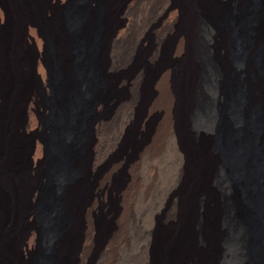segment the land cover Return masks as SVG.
<instances>
[{
  "label": "bare ground",
  "instance_id": "1",
  "mask_svg": "<svg viewBox=\"0 0 264 264\" xmlns=\"http://www.w3.org/2000/svg\"><path fill=\"white\" fill-rule=\"evenodd\" d=\"M75 1L0 0V264H39L42 248L41 264H260L241 201L264 161V0L247 28L251 0H86L72 27L56 9ZM239 74L246 96L222 113ZM41 88L57 117L52 159ZM256 105L259 149L241 134Z\"/></svg>",
  "mask_w": 264,
  "mask_h": 264
},
{
  "label": "rangeland",
  "instance_id": "2",
  "mask_svg": "<svg viewBox=\"0 0 264 264\" xmlns=\"http://www.w3.org/2000/svg\"><path fill=\"white\" fill-rule=\"evenodd\" d=\"M38 2L42 1V0H36ZM86 2V0H76L73 6H61V8H57L56 11H58L60 14L64 15L65 18H67V20L70 22L71 21V25L72 27L75 26V22H73L72 20L74 19V8L76 7H80L82 6L84 3ZM226 3V5L228 4V2L224 1ZM256 3L257 0H251V7H250V11H249V18L245 23V26L247 28L251 18H252V14L253 11L256 7ZM82 4V5H81ZM32 16L35 17V19L41 24V26L47 30L48 25H47V21H46V17L45 15L38 11L35 10L32 12ZM247 36H246V41L245 44H247L248 41V36H249V28L247 29ZM76 37L74 36V39ZM230 44L232 46V54H231V59L233 60L237 54L236 50H235V38L234 35H230ZM79 53H75L74 57L75 59L79 58ZM46 58L50 67V72L51 75L54 79V81L58 80V71H57V67L55 65V62L53 60V55H52V51L49 49V51L46 54ZM252 72L250 73V77H254L257 75V72L260 68V55L257 52L252 59ZM243 74H239L238 76H234L232 78H230L229 81H227V90H226V95H228V98L222 102L223 105L226 103V106L223 108H218L219 111L222 110V113L226 112L227 114V108L230 106V104L232 102H234L236 105L239 104V102H241V99L243 96H246V89L243 87ZM87 80L90 83V89L91 94H93L94 89L97 87L98 82L96 80V78L94 76H88ZM28 85H32V87L35 85L34 81H31V79H28ZM36 95V109L38 110L39 114L41 115V117L44 119V121L48 124V129L44 132V136L45 139L47 141L48 144V149H49V154H50V159H52V156H54V148H55V138H54V133H53V126L55 124V121L57 120V117L54 115V113L49 110V107L53 104V99L52 96L47 92V90L45 88H41L40 91L35 94ZM205 100V101H204ZM259 103L264 105V102L261 99H258ZM208 101L206 99H203L202 101H200L201 105H205L208 104ZM221 103V104H222ZM220 104V105H221ZM226 110V111H225ZM88 110L85 109L83 111V115L84 117H86L88 115ZM260 112L258 109V105H256L255 107L252 106L247 110L246 113V127H245V131L241 132V134L245 133L248 137L249 140L253 141L252 146L254 148H258L259 146L257 145L256 141L254 140L255 138V134L256 131L258 129V121H259V117H260ZM234 133V134H233ZM233 135H239L240 131H233L232 132ZM207 136L212 140V141H216L217 140V131H213L211 130V132L209 131ZM251 141V142H252ZM257 150V149H256ZM225 153V152H224ZM226 156V153H225ZM264 159V151H261V159ZM229 166V164H228ZM229 168L231 169V173H232V180L234 181V184L237 187V192L239 193L240 191V180L237 179V175H235V172L237 170V164L232 163L231 167L229 166ZM46 172H50L51 171V163L47 164L46 168H45ZM264 173V161L260 160L259 162H256V164L254 165L251 174L245 179L243 180V182H245V184L248 187V190L250 192V197L247 199H242L241 204H242V212H243V219H246L245 222L248 224V229H249V240H248V247H249V251L250 254L257 258L259 260L260 264H264V228H262L261 230V217L264 215V189L261 185V176ZM242 179V178H241ZM46 182V183H45ZM49 186V180H45L44 181V187L47 188ZM47 198H44L42 200H40V202L37 203L36 205V209H37V215H36V226L39 230L40 233H44L45 231V226L43 224V216L45 213V206L47 204ZM257 202H261V203H257ZM105 204V203H104ZM102 212H104L103 207H102ZM246 213L249 214V217L246 216ZM247 217V218H246ZM102 216H101V212H99L98 214V219L101 220ZM45 250L44 248L40 249L38 255H37V260L38 263L41 264L42 263V258H44L45 256Z\"/></svg>",
  "mask_w": 264,
  "mask_h": 264
}]
</instances>
